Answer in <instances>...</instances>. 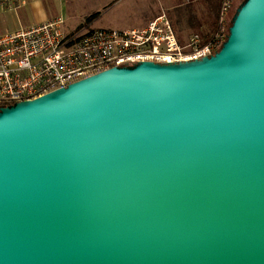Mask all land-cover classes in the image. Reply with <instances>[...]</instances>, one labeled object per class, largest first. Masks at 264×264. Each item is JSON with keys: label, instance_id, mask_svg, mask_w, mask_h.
Here are the masks:
<instances>
[{"label": "water", "instance_id": "obj_1", "mask_svg": "<svg viewBox=\"0 0 264 264\" xmlns=\"http://www.w3.org/2000/svg\"><path fill=\"white\" fill-rule=\"evenodd\" d=\"M0 264H264V0L211 55L0 106Z\"/></svg>", "mask_w": 264, "mask_h": 264}, {"label": "built area", "instance_id": "obj_2", "mask_svg": "<svg viewBox=\"0 0 264 264\" xmlns=\"http://www.w3.org/2000/svg\"><path fill=\"white\" fill-rule=\"evenodd\" d=\"M229 3L220 19L227 20ZM61 16L0 31V106L29 100L113 66L141 61L176 63L213 54L225 40L202 42L193 34L180 42L161 12L144 25L129 28L63 27Z\"/></svg>", "mask_w": 264, "mask_h": 264}, {"label": "rangeland", "instance_id": "obj_3", "mask_svg": "<svg viewBox=\"0 0 264 264\" xmlns=\"http://www.w3.org/2000/svg\"><path fill=\"white\" fill-rule=\"evenodd\" d=\"M243 1L232 0L227 13L228 21H230L236 9ZM44 2L46 5L48 4V1ZM180 4L182 5L179 6ZM175 5L179 6L177 7L178 9H184L185 6L191 7L194 12H197L196 9L198 8V2L196 3L194 0H190L189 4L184 3V0H66L63 13L65 17L63 15L61 17L64 19L63 27L66 30H73L81 25L87 28L103 27L122 29L141 26L161 12L168 13L172 17V14L177 12V9L174 10ZM13 6L14 4L10 9L7 5L2 7L0 5V31L2 32L4 31L1 28L3 25H11L14 28V25L18 22L16 21L17 17L12 16L14 11L17 13V10ZM22 10L23 8L18 11L21 15H23ZM47 11L49 12L50 8H47ZM93 14L97 15L92 17L88 22V17ZM26 19L23 21L29 23L33 21L31 18L28 21ZM169 19L172 22L174 31L176 33L178 32L183 39H186L188 33L192 32L184 28L185 25L180 27L181 23L177 22L175 24L172 18ZM178 28L182 30L178 31Z\"/></svg>", "mask_w": 264, "mask_h": 264}, {"label": "trees", "instance_id": "obj_4", "mask_svg": "<svg viewBox=\"0 0 264 264\" xmlns=\"http://www.w3.org/2000/svg\"><path fill=\"white\" fill-rule=\"evenodd\" d=\"M189 2L190 0H184V3L189 4ZM194 2H198V8L196 9L198 14L194 12L191 7L185 6L184 9H178L177 7L182 5L180 4L179 6H174V10L177 9V12H174L172 17L168 15V13H166V15L169 16L168 18H172L175 24H177V22L181 23L180 27L185 25L184 27L186 29L192 31L190 32L191 35H199L202 42L215 40L217 34L223 30L226 38L231 19L230 21H222L220 19V14L224 3L228 2L229 5H231L232 0H194ZM95 15L97 14L89 16L87 21L89 22ZM179 30L182 29L178 28V31ZM176 36L180 42L184 41L178 32Z\"/></svg>", "mask_w": 264, "mask_h": 264}, {"label": "crops", "instance_id": "obj_5", "mask_svg": "<svg viewBox=\"0 0 264 264\" xmlns=\"http://www.w3.org/2000/svg\"><path fill=\"white\" fill-rule=\"evenodd\" d=\"M44 1H48V4L46 5ZM65 2L66 0H0L1 7L7 5L11 9L12 5L14 4L13 7L14 9L17 10V13H15L16 11H14V13H12V16L17 17L16 21H18L17 24L14 25V28L11 25L8 26L6 24L3 25L1 28L4 29L3 32L13 31L20 27H26L35 23H40L52 19L54 17H57L59 15L60 16L63 15L65 17V15L63 14ZM21 8H23L22 10L23 15H21L18 12ZM47 8H50L49 12L47 11ZM25 18H27L26 21H28L30 18L33 19V21L31 23L24 22L23 20ZM190 35L191 33H188L187 37H189ZM186 39H184V41Z\"/></svg>", "mask_w": 264, "mask_h": 264}]
</instances>
